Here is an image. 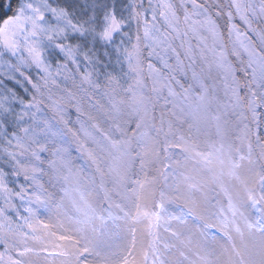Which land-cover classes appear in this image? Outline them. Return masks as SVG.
I'll return each mask as SVG.
<instances>
[{
    "label": "snow or ice",
    "instance_id": "1",
    "mask_svg": "<svg viewBox=\"0 0 264 264\" xmlns=\"http://www.w3.org/2000/svg\"><path fill=\"white\" fill-rule=\"evenodd\" d=\"M0 161V264H264V0H0Z\"/></svg>",
    "mask_w": 264,
    "mask_h": 264
},
{
    "label": "rangeland",
    "instance_id": "2",
    "mask_svg": "<svg viewBox=\"0 0 264 264\" xmlns=\"http://www.w3.org/2000/svg\"><path fill=\"white\" fill-rule=\"evenodd\" d=\"M177 2H178V0H177ZM257 2H258V0H257ZM149 19H150V16H149ZM157 65L159 66L158 62H157ZM32 74H33V77L36 76L35 70H33ZM57 79L61 83L60 89H54V92L57 94V96H59L60 94L66 95V93L63 92L64 88H67V89L72 90V91H76V89L73 88L71 80L64 81L62 76L58 77ZM97 98L100 99L101 103L105 102L103 100V98H100V97H97ZM85 107L87 108V105H85ZM48 115L50 116L51 113H48ZM67 119L69 120V126L77 127V125H76L77 114H76L75 108L71 107L70 105L67 107ZM73 155H78V154L73 151ZM81 163H82V161H81ZM0 166H3V167L6 168V170L10 171V169L7 168V165H4L2 161H0ZM13 180H15L16 182L13 183L12 182ZM44 180L46 181L47 177H45ZM25 183L26 182L23 180V177H20L18 180H16V178H12V177L9 178V187H11L14 192L15 191H19V185H23ZM45 186L47 187V184H45ZM31 190H32L31 187H29V192H31ZM49 190H51V189H49ZM13 202L17 205V207L19 208L20 212L23 215H26V213H24V211H23L22 202L19 199H15V198H14ZM2 204H3V200L0 199V205H2ZM10 214H12L13 218H15L13 213H10ZM0 251H3V246L2 245H0Z\"/></svg>",
    "mask_w": 264,
    "mask_h": 264
},
{
    "label": "trees",
    "instance_id": "3",
    "mask_svg": "<svg viewBox=\"0 0 264 264\" xmlns=\"http://www.w3.org/2000/svg\"><path fill=\"white\" fill-rule=\"evenodd\" d=\"M126 2H127V0H118L119 5H123ZM53 67H55V65H53ZM70 67H72V66L70 65ZM238 75H239V73H238ZM17 90L19 91V89H17Z\"/></svg>",
    "mask_w": 264,
    "mask_h": 264
}]
</instances>
